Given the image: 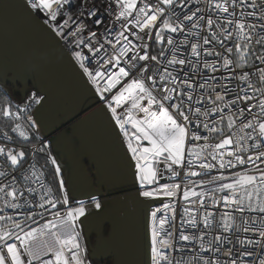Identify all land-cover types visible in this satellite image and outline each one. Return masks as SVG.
<instances>
[{
  "label": "built area",
  "instance_id": "obj_1",
  "mask_svg": "<svg viewBox=\"0 0 264 264\" xmlns=\"http://www.w3.org/2000/svg\"><path fill=\"white\" fill-rule=\"evenodd\" d=\"M26 1L107 108L139 196L162 199L148 215L150 264H264V0ZM38 98L2 113L0 264H84L74 209L38 162L54 169ZM142 132L161 148L181 137L142 161Z\"/></svg>",
  "mask_w": 264,
  "mask_h": 264
},
{
  "label": "water",
  "instance_id": "obj_2",
  "mask_svg": "<svg viewBox=\"0 0 264 264\" xmlns=\"http://www.w3.org/2000/svg\"><path fill=\"white\" fill-rule=\"evenodd\" d=\"M0 24L55 88L93 150L112 212L110 264H150L148 215L162 199L139 196L133 161L107 108L66 44L29 2L0 0Z\"/></svg>",
  "mask_w": 264,
  "mask_h": 264
},
{
  "label": "rangeland",
  "instance_id": "obj_3",
  "mask_svg": "<svg viewBox=\"0 0 264 264\" xmlns=\"http://www.w3.org/2000/svg\"><path fill=\"white\" fill-rule=\"evenodd\" d=\"M22 52L17 53L0 35V85L21 108L39 97L33 117L42 136L47 138L44 150L51 155L64 196L74 209L73 226L83 249L84 263L110 264L112 212L104 196V181L93 150L79 124L71 121L72 114L55 88ZM141 137L145 142L138 139L142 149L137 151V156L144 161L171 149L179 141L181 132L170 138L166 148L157 146L149 134L142 132ZM155 169V164L145 163L141 168L142 182L145 179L151 183Z\"/></svg>",
  "mask_w": 264,
  "mask_h": 264
},
{
  "label": "trees",
  "instance_id": "obj_4",
  "mask_svg": "<svg viewBox=\"0 0 264 264\" xmlns=\"http://www.w3.org/2000/svg\"><path fill=\"white\" fill-rule=\"evenodd\" d=\"M153 44L154 45L158 44L157 37L154 38ZM15 95H17V93ZM18 96L19 95H17V97ZM31 105H32V102L30 103V106ZM24 108L26 109L27 107H23V108L18 107L13 102L12 97L10 96L9 92L4 90L0 85V125L3 127V129H6L7 131H9L10 121L3 118L2 113H8L13 109L23 110ZM36 141H37V138L32 137L31 140L28 141V143L36 142ZM13 142H14V140H13ZM44 152H45V150H44ZM38 162L40 163L41 168L43 169V172L46 174V178H47V181H48L50 187L53 190H57L59 188L60 184H59L58 177L55 174L54 169L52 167L48 166L42 157H38ZM103 262H102V264H103Z\"/></svg>",
  "mask_w": 264,
  "mask_h": 264
},
{
  "label": "crops",
  "instance_id": "obj_5",
  "mask_svg": "<svg viewBox=\"0 0 264 264\" xmlns=\"http://www.w3.org/2000/svg\"><path fill=\"white\" fill-rule=\"evenodd\" d=\"M0 35L4 41H6L12 48L16 50L17 53L21 54L23 53L20 46L16 43V41L6 32V30L3 28V26L0 24ZM32 68L35 70V67L33 64H31ZM10 86H13L9 84ZM32 87V84H30ZM36 106V105H35ZM34 106V107H35ZM111 216V215H110Z\"/></svg>",
  "mask_w": 264,
  "mask_h": 264
},
{
  "label": "bare ground",
  "instance_id": "obj_6",
  "mask_svg": "<svg viewBox=\"0 0 264 264\" xmlns=\"http://www.w3.org/2000/svg\"><path fill=\"white\" fill-rule=\"evenodd\" d=\"M126 146V145H125ZM50 166V165H48ZM51 167V166H50ZM134 169V168H133ZM18 264L22 262L21 258L17 256ZM84 260V259H83ZM85 264V263H84Z\"/></svg>",
  "mask_w": 264,
  "mask_h": 264
},
{
  "label": "flooded vegetation",
  "instance_id": "obj_7",
  "mask_svg": "<svg viewBox=\"0 0 264 264\" xmlns=\"http://www.w3.org/2000/svg\"><path fill=\"white\" fill-rule=\"evenodd\" d=\"M106 195V193L104 194V196ZM86 203H90V202H86Z\"/></svg>",
  "mask_w": 264,
  "mask_h": 264
}]
</instances>
